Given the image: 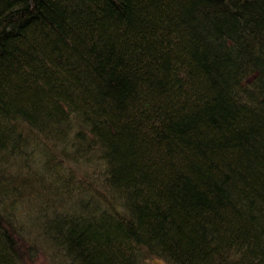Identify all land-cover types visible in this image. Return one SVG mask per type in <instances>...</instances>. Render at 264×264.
<instances>
[{"label":"trees","instance_id":"1","mask_svg":"<svg viewBox=\"0 0 264 264\" xmlns=\"http://www.w3.org/2000/svg\"><path fill=\"white\" fill-rule=\"evenodd\" d=\"M264 264V0H0V264Z\"/></svg>","mask_w":264,"mask_h":264},{"label":"rangeland","instance_id":"2","mask_svg":"<svg viewBox=\"0 0 264 264\" xmlns=\"http://www.w3.org/2000/svg\"><path fill=\"white\" fill-rule=\"evenodd\" d=\"M36 264H49L48 258H41V261L39 263H36ZM147 264H170V263H168V262H166L160 258H153V259L149 260L147 262Z\"/></svg>","mask_w":264,"mask_h":264}]
</instances>
